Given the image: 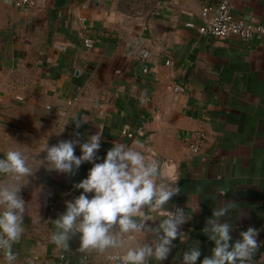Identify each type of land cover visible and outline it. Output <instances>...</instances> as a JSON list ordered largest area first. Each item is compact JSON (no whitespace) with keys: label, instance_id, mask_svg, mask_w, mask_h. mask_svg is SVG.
<instances>
[{"label":"crops","instance_id":"1","mask_svg":"<svg viewBox=\"0 0 264 264\" xmlns=\"http://www.w3.org/2000/svg\"><path fill=\"white\" fill-rule=\"evenodd\" d=\"M217 1L158 0L140 19L125 16L116 0H0V158L9 148L30 155L46 138L49 146L83 143L103 132L96 158L74 174L40 165L21 186L28 209L15 264H109L76 253L78 236L69 240L72 252L56 249L49 237L50 220L82 192L73 185L115 142L173 167V175L162 176L179 177L181 191L167 210L175 202L186 212L197 205L187 220L188 242L173 240L159 264H181L195 243V264L210 256L214 242L202 229L225 202L237 206L221 218L232 225L229 243L257 229L254 264H264V35L243 40L200 32L201 5ZM231 11L264 25V0H231ZM73 116L87 122L77 128ZM195 130L205 134L198 151L190 147ZM74 147L80 156L79 143Z\"/></svg>","mask_w":264,"mask_h":264},{"label":"clouds","instance_id":"2","mask_svg":"<svg viewBox=\"0 0 264 264\" xmlns=\"http://www.w3.org/2000/svg\"><path fill=\"white\" fill-rule=\"evenodd\" d=\"M69 120L55 133H62ZM71 120L77 128L87 122L75 116ZM102 133L101 130L88 136L83 143L62 140L52 146L46 138L30 155L18 148L4 152L0 158V253L4 264H15L14 245L24 233L28 205L19 195L21 186L28 183V177L34 175L40 165L49 171L74 174L82 163L96 158ZM77 143L80 156L75 155ZM41 152L45 155L37 159ZM30 158L38 161L35 167L29 163ZM178 180L179 177L168 180L166 175L162 176L158 165L137 147L115 142L103 162L94 163L87 177L73 185L82 192L66 200L65 211L50 220L53 226L50 243L58 250L72 252L69 240L78 236L79 246L75 252L81 256H103L109 264H159L167 258L173 240L179 238L182 243L188 242L187 233L179 228L197 209V205L187 212L181 208L174 212L166 209L165 205L181 191ZM236 207L234 203L225 202L213 208L202 232L214 242V247L200 264H254L259 248L258 230L248 227L240 232V239L230 244L232 225L221 222V218L230 216ZM157 219L159 223L154 227L147 223ZM199 257L195 243L183 252L181 264H195Z\"/></svg>","mask_w":264,"mask_h":264},{"label":"built area","instance_id":"3","mask_svg":"<svg viewBox=\"0 0 264 264\" xmlns=\"http://www.w3.org/2000/svg\"><path fill=\"white\" fill-rule=\"evenodd\" d=\"M17 3L27 0H15ZM201 23L198 30L206 35L214 37H225L230 34L237 35L243 40L264 35V25L261 23L246 22L236 17L231 11V0H218L217 2H205L200 7ZM86 45L91 43L89 38L84 40ZM170 62V61H168ZM176 88L181 89L177 85ZM205 134L200 130L192 133L190 147L193 151H198L201 142L204 140ZM176 208L184 209L181 203H172L169 211H175ZM188 227L186 221L180 225L179 231L184 232Z\"/></svg>","mask_w":264,"mask_h":264},{"label":"rangeland","instance_id":"4","mask_svg":"<svg viewBox=\"0 0 264 264\" xmlns=\"http://www.w3.org/2000/svg\"><path fill=\"white\" fill-rule=\"evenodd\" d=\"M121 12L128 17L142 19L158 0H116Z\"/></svg>","mask_w":264,"mask_h":264},{"label":"water","instance_id":"5","mask_svg":"<svg viewBox=\"0 0 264 264\" xmlns=\"http://www.w3.org/2000/svg\"><path fill=\"white\" fill-rule=\"evenodd\" d=\"M152 159H153V163H156L159 167V170L161 172V174H167V175H173L174 174V169L171 165L163 162L162 158L159 157L156 154H152L151 155Z\"/></svg>","mask_w":264,"mask_h":264}]
</instances>
